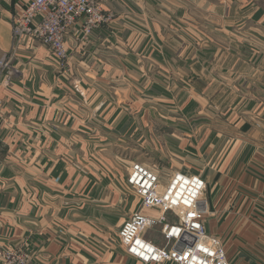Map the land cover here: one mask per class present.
Segmentation results:
<instances>
[{"label": "crops", "instance_id": "obj_1", "mask_svg": "<svg viewBox=\"0 0 264 264\" xmlns=\"http://www.w3.org/2000/svg\"><path fill=\"white\" fill-rule=\"evenodd\" d=\"M18 1L0 0V58ZM99 2L113 19L87 40L70 28L66 74L26 40L19 74L8 84L0 75V244L24 249L29 264H146L119 240L138 197L115 153L139 134H170L177 152L209 154L207 231L246 242L230 243L229 263L264 264V49L253 39L264 37V0ZM227 36L244 40L242 58L263 62L255 73L230 62Z\"/></svg>", "mask_w": 264, "mask_h": 264}, {"label": "built area", "instance_id": "obj_2", "mask_svg": "<svg viewBox=\"0 0 264 264\" xmlns=\"http://www.w3.org/2000/svg\"><path fill=\"white\" fill-rule=\"evenodd\" d=\"M111 18L99 0H19L11 16L13 46L0 58V75L8 84L19 74L13 60L26 40L45 45L64 70L70 28L79 25L85 39ZM2 105L0 97V108ZM126 183L138 197L137 209L118 229L119 240L129 255L146 264H229L219 240L206 232V202L202 197L205 180L201 175L176 171L163 186L156 170L136 160L130 165ZM155 226L161 227V246L141 236ZM29 261L24 249L0 244V264Z\"/></svg>", "mask_w": 264, "mask_h": 264}, {"label": "rangeland", "instance_id": "obj_3", "mask_svg": "<svg viewBox=\"0 0 264 264\" xmlns=\"http://www.w3.org/2000/svg\"><path fill=\"white\" fill-rule=\"evenodd\" d=\"M18 3V2H17ZM106 13H111L110 11L106 12ZM112 18L102 24V25H106L108 23H110L113 19V13H111ZM101 25V26H102ZM245 27V26H243ZM99 28V27H98ZM97 29V28H96ZM246 30V28H244ZM241 30V25H233L230 29H228V31H232L234 33H238L237 31ZM187 37V35H186ZM88 37H86L85 39L83 38V40H87ZM254 40L258 41L259 44H257V46L261 49H264V37H261L260 39H256L253 38ZM186 42H190V39H186ZM222 48H224V45H226L227 47V51L231 50L232 51V55L235 57L234 60L230 61L232 64H240L241 63V59L242 58V53L243 50L242 48V44L245 43L244 40H242L241 38L235 37V36H227L226 39H223L220 41ZM242 47V48H241ZM251 52V50H249ZM260 61L262 59H264V55L260 57ZM246 63L249 65L248 70L245 72L246 73H250L253 74L255 73L254 70H251V67L254 66L256 68V65L259 64V62L257 60H253V58H249L247 60H245ZM55 63V67L57 69L58 72V76L61 74H66L65 70L59 68ZM263 62H260V64ZM264 73V72H263ZM240 75L237 73L236 74V80L239 79ZM235 92L239 93H243L244 89L242 88H234L233 89ZM248 91L246 92L247 96L252 95V93H254V89H247ZM257 108L259 105H255ZM264 106V104L261 105V107ZM250 108H253V105L248 106ZM260 107V108H261ZM261 122V123H260ZM263 121L260 120L255 127L260 128L262 127ZM157 132V131H156ZM158 133V132H157ZM193 138H198V137H194L191 136L190 137V141L188 142L189 144H191V140H193ZM209 137H204L203 141H201V143H205L207 142ZM257 138V137H255ZM254 138V139H255ZM262 137L258 138L259 142H262ZM179 141V140H178ZM127 144L124 145V148H118L116 149V153L117 157L120 158L119 162L120 163V170L124 173H128L129 169H126L125 166H129L130 161H142L145 164L149 165L152 169L156 170L159 177H160V182L164 181L166 183H162L161 184L164 186L167 184V182L169 181V179L172 177V175L176 172V170L178 171V169L180 168H189L190 170L194 169L196 170V173H185V174H199V172L202 173V171L204 170L203 174L204 176H202L203 178L205 177V175L209 174L211 172V174L213 173V171L206 166V163L208 164V158H209V154L208 153H200L199 154L191 151V150H187L182 152H177L176 150H174L173 148L176 147L177 144V138L175 136L172 135H166V134H159L158 137L155 135H147V134H139L137 136L133 137V141H128L125 139V143ZM202 146H200L201 148ZM218 152L215 153H211L210 157L215 159L218 157ZM131 164V163H130ZM128 168V167H127ZM130 168V167H129ZM206 170V171H205ZM182 172V171H181ZM198 172V173H197ZM211 177V176H210ZM207 179V178H206ZM205 180V179H204ZM126 181V180H125ZM129 189H131L133 192L134 190L129 186ZM207 187V183L205 181V189L203 192V199H204V195H205V190ZM206 222V219H205ZM204 222V225H205ZM158 228V230L156 231H151L149 229H146L141 236L144 237L145 239L150 240L152 243H164L163 240V236L161 235V227L160 226H155L151 229H155ZM206 228V225H205ZM206 232L209 236H212L216 239L219 240L225 255L227 257V260L229 262L230 257L228 253H233V250L229 249V245H231L230 243H246L243 241V238L239 237V233L234 232V239L233 242H231V240H228V235L229 232H225V231H219L216 233H210L207 231L206 228ZM146 234V235H145ZM228 243V246H227ZM233 247V246H232ZM231 248V247H230ZM127 253V252H126ZM128 254V253H127ZM234 255V254H233ZM230 264V263H229Z\"/></svg>", "mask_w": 264, "mask_h": 264}]
</instances>
